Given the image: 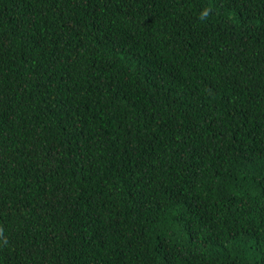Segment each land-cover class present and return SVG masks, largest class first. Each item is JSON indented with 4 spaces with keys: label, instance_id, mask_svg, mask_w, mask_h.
<instances>
[{
    "label": "trees",
    "instance_id": "obj_1",
    "mask_svg": "<svg viewBox=\"0 0 264 264\" xmlns=\"http://www.w3.org/2000/svg\"><path fill=\"white\" fill-rule=\"evenodd\" d=\"M0 264H264V0H0Z\"/></svg>",
    "mask_w": 264,
    "mask_h": 264
}]
</instances>
